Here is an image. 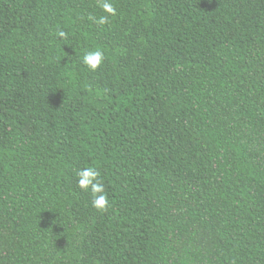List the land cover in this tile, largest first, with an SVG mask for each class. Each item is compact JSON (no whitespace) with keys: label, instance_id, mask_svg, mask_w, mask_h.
Masks as SVG:
<instances>
[{"label":"trees","instance_id":"1","mask_svg":"<svg viewBox=\"0 0 264 264\" xmlns=\"http://www.w3.org/2000/svg\"><path fill=\"white\" fill-rule=\"evenodd\" d=\"M111 2L0 0V264H264V0Z\"/></svg>","mask_w":264,"mask_h":264},{"label":"clouds","instance_id":"2","mask_svg":"<svg viewBox=\"0 0 264 264\" xmlns=\"http://www.w3.org/2000/svg\"><path fill=\"white\" fill-rule=\"evenodd\" d=\"M98 6L111 16L116 15V8L111 0H97ZM109 15H102L99 18L89 16L96 25H106L109 23ZM67 34L64 31H59V38H66ZM105 59L104 53L100 50H91L83 54L81 63L91 71H96L101 67ZM77 186L84 191L91 193V206L98 211H104L109 206V197L104 191V184L100 179V172L93 166H87L77 171Z\"/></svg>","mask_w":264,"mask_h":264}]
</instances>
